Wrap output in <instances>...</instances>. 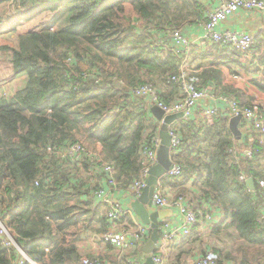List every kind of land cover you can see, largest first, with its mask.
<instances>
[{"label": "trees", "instance_id": "16d2710c", "mask_svg": "<svg viewBox=\"0 0 264 264\" xmlns=\"http://www.w3.org/2000/svg\"><path fill=\"white\" fill-rule=\"evenodd\" d=\"M2 3L16 10L9 26L0 31L7 79L23 75L25 82L8 97L0 95V220L36 263L64 264L77 253L73 243L62 241L63 234L82 221L92 205L90 196L106 183L104 173L89 174V157L78 163L58 151L79 137L98 141L102 157L114 164L118 187L128 188L139 178L144 168L141 150L152 144L159 128L148 102L134 97L132 88L150 83L159 90L160 83H175L180 89L172 79L180 72L179 57L169 43L160 42L161 36L168 29L206 20L208 0ZM137 20L143 22L141 28L135 26ZM262 35L255 36L250 50L252 57L258 54L254 63L242 64V54L229 45L214 47L232 53L226 63L238 62L246 70L254 64L261 70L262 76L251 78V84L264 93ZM220 76L212 67L196 75L205 84L220 81ZM224 91L220 93L233 94L241 106L253 101L242 104L234 89ZM172 124L181 137L171 158L182 166V177L167 179L184 183L192 178L199 192H192L199 202L196 210L207 205L211 212L214 207L226 232L240 241L234 250L213 251L231 264H264V221H258L264 206V189L258 184L264 181V143L255 133L239 141L223 114H215L210 122L180 118ZM249 141L252 155L234 164L232 149L237 146L242 154ZM241 170L254 178V189L238 178ZM191 200L195 202L193 196ZM17 257L13 247L0 241V264H12Z\"/></svg>", "mask_w": 264, "mask_h": 264}, {"label": "built area", "instance_id": "2783aa9c", "mask_svg": "<svg viewBox=\"0 0 264 264\" xmlns=\"http://www.w3.org/2000/svg\"><path fill=\"white\" fill-rule=\"evenodd\" d=\"M10 6V5H9ZM11 7V6H10ZM8 9L10 17L15 16L14 8ZM239 11L252 13V15L264 14V0H215V5L206 10V20L201 24L202 33L196 38L184 34V28L168 29L164 36H161L160 42L165 44V40L173 48L179 57L180 72L172 79L180 84V97L166 102L160 97L159 90L150 83H143L132 88L134 97L143 98L149 104L158 106L165 114L181 113L182 118L197 119L203 118L210 122L215 114H227L228 117L241 116L243 123L242 132L250 136L249 133H255L260 143H264V104L259 100H254L251 104L241 106L233 94H224L217 92L211 85L196 86L189 84L186 80L185 70L187 69V58L192 45L202 42L219 43L229 45L239 51L244 57V61L255 60L250 50L256 42L255 34L246 29H233L228 27L229 20L238 14ZM166 45V44H165ZM86 74H82L86 78ZM122 83L121 81H119ZM204 99L210 101L208 105H203ZM202 103V104H200ZM200 107V109H198ZM173 123V122H172ZM168 126L170 135L171 151L178 146L180 134L173 124ZM160 146V137L157 135L152 138V144L145 146L142 150L144 158V168L140 176L132 184L126 188L127 193L138 197L146 185L145 177L149 168L156 163L157 151ZM251 141L242 150V154L238 153V149H232L234 157L233 163L239 165L242 158L250 157L253 152ZM92 149L80 140L72 142L64 150L58 151L61 156H68L71 160L80 162L82 158L89 157L92 161V170L89 174L96 172L104 173L106 185L98 187L93 194L96 203L100 205L101 211L110 220L111 225L101 235L103 242L110 244L117 252V258H120L124 251L129 248V237L132 236L139 242H145L150 237L151 228L147 224L139 223L138 217L130 208H125L115 197V193L119 191L116 180L114 178L115 167L110 161H106L99 152L91 151ZM169 179H180L182 177V166L172 160L171 167L164 174ZM238 178L245 182L248 176L241 170L237 174ZM100 181V179H98ZM259 187L264 189V181H258ZM166 190L157 182L152 195V205L156 208L177 207L182 217V221L172 224L170 221L163 220L160 223V238L158 252L152 256L155 264H161L165 246L168 243L176 242L183 237L189 236L196 228L201 217L206 220L211 219L208 211L196 210L192 200L187 194H177L176 196L166 195ZM129 216L133 222V228H118V223L125 220ZM258 221H264V206L261 208ZM0 241L8 248L13 247L18 253L16 260H12V264H38L32 260L18 245L13 238L9 229L0 220ZM79 264H119L117 261H104L99 259H90L81 257ZM179 264V263H177ZM193 264H231L220 259L219 255L213 250H208L200 255Z\"/></svg>", "mask_w": 264, "mask_h": 264}, {"label": "crops", "instance_id": "0c3cea01", "mask_svg": "<svg viewBox=\"0 0 264 264\" xmlns=\"http://www.w3.org/2000/svg\"><path fill=\"white\" fill-rule=\"evenodd\" d=\"M199 1L206 3V0ZM214 5L215 0H208V3H206V6H209L210 8ZM202 22L203 21L193 22L182 27L184 28V34L190 35L193 39L198 37L199 34L202 33V26L200 24ZM228 27L233 29L250 30L255 34V36L261 33L263 34L262 40H264V14L252 15L251 12L246 13L244 11H239L238 14L229 20ZM225 50H227L225 47L220 46L216 48L214 47V44L208 42L192 45L187 58V69L185 70V76L188 82L190 83V80H194L199 86L211 85L219 93L231 88L234 89L235 96L242 104L252 100H259L264 104V93L251 84V78H260L262 76L261 70L256 71L255 65L252 64V66L247 68V70L245 67L243 68L247 71L246 72L242 69V66L244 65H241L238 62L226 63L232 58V53L229 50ZM261 50L264 52L262 45ZM255 55L258 54L255 53ZM224 56H226L227 59L224 60ZM239 59L242 61V64H244V57H240ZM254 62L257 61L254 60L253 63ZM210 67L215 68L220 72V81H209L206 84L202 83L196 75H199L203 70ZM260 67L262 68L261 64ZM187 77H189V79ZM174 85L175 83H160V85H158L160 88L159 90L162 93V97L168 102L180 97L179 86L176 84L177 87L174 88ZM202 103L203 105H208L210 101L204 99ZM198 109H200V107H198ZM226 116L228 117L227 114ZM160 123L161 122L158 121V128ZM243 123L244 122L241 119L238 124V128L241 132V138L242 136H245L244 132H242ZM251 134L253 133L250 132L249 135ZM91 149L101 153L102 145L100 142L96 141L91 144ZM168 179L166 176H162L158 180L159 184L166 190V195L174 197L177 194L185 192L190 199L191 196L195 198V202L192 203L195 207H198L199 202L193 193L199 194V192H196L197 189L192 186V178L184 183H173L174 181H169ZM90 197L92 199L90 211L84 215L82 221L75 226H72L62 236L63 242L73 243L75 245L77 253L76 258H68L65 260L64 264H79L81 257H88L92 259L98 258L104 261H117L119 264H140L137 260V255L139 254V246L142 242H139L130 236L129 248L124 251V254L120 258H117L116 250L110 244L102 241L101 235L110 228L111 222L109 219L104 218L103 210L101 211L100 205L96 203L95 198L92 196ZM115 197L125 208H130V203L135 199L134 196L127 193L126 188H120L119 191L115 193ZM206 208L207 205L199 207L200 210L204 211L208 210ZM160 210H166L167 215L162 219H158L159 223H162L163 220L170 221L172 224H177L182 221V217L179 214L177 207H167L161 209L156 208L153 205L148 207L149 212ZM210 213L213 214L212 216L219 215L218 211L214 207L211 208ZM213 219L206 220L201 217L198 225L191 235L183 237L176 242L168 243L164 247L165 250L162 256L161 264H193L200 255L208 250H214V248L216 250H221L222 252L234 250L240 241L235 238V235L233 236L231 233L224 231L226 229L225 223L222 222L218 224V221H214ZM138 222L142 223L139 218ZM131 223L133 224L130 217L126 216L125 220L118 223V228L128 227L131 229L133 228L130 227ZM232 231L230 230V232ZM151 234L152 228L150 236ZM229 238L232 241L231 246L224 247L222 246V243L219 244V242H224ZM157 252L158 248L155 250L154 254Z\"/></svg>", "mask_w": 264, "mask_h": 264}, {"label": "water", "instance_id": "95a60500", "mask_svg": "<svg viewBox=\"0 0 264 264\" xmlns=\"http://www.w3.org/2000/svg\"><path fill=\"white\" fill-rule=\"evenodd\" d=\"M150 111L153 116L160 121L158 135L160 137V146L157 151L156 163L147 171L145 181L146 185L141 194L130 203V208L143 224L150 225L152 234L150 238L139 246V254L137 260L140 264H155L152 256L159 245L160 230L159 221L167 215L166 210L149 212L148 207L152 206V195L157 185L158 180L172 165L170 135L168 126L176 119L181 118V113L165 114L158 106L149 104ZM241 116L230 117L228 121L229 128L238 140L241 138V132L238 124ZM249 189L255 188V180L253 177H248L245 181Z\"/></svg>", "mask_w": 264, "mask_h": 264}, {"label": "rangeland", "instance_id": "374dc122", "mask_svg": "<svg viewBox=\"0 0 264 264\" xmlns=\"http://www.w3.org/2000/svg\"><path fill=\"white\" fill-rule=\"evenodd\" d=\"M9 7H10L9 3L0 4V31H3L5 27L9 26V23L11 22L10 19H12L14 17V16L13 17L9 16V14L10 15L12 14V13L8 12ZM209 9H210V7L206 6L207 12ZM126 12L128 15L127 18L130 19L131 13H129V9L126 8ZM125 23H128V19L126 20ZM142 25H143V22L141 20L135 21L136 27L141 28ZM23 28H25L24 24H23ZM3 39L4 38L0 35V42H4ZM251 55H252V53L250 52V56ZM257 57H258V55H255V57H254L255 60L257 59ZM9 72H10L9 67L6 63V57H5V55L0 54V95L3 96L4 98L8 97L15 90L22 87L24 82H25V77L23 75L15 76L13 78L7 79L9 77ZM79 138L83 143H85L88 147L91 148L92 143H90L88 140H86L85 137H79ZM91 151H95V150H91ZM183 193H185V192H183ZM210 214H211V219H213V217H214V219H213L214 221H218V224L222 223V221H221L222 217L220 215L212 216L213 214L212 213H210ZM224 231H227V230H224ZM221 243H222V246H224V247H229L232 245V241L230 240V238L228 240H225L224 242H219V244H221ZM99 260H101V259H99Z\"/></svg>", "mask_w": 264, "mask_h": 264}]
</instances>
